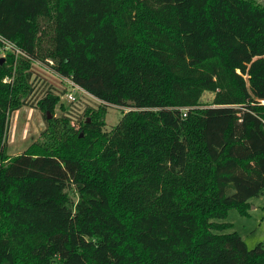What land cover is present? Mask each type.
Listing matches in <instances>:
<instances>
[{
	"label": "trees",
	"instance_id": "obj_1",
	"mask_svg": "<svg viewBox=\"0 0 264 264\" xmlns=\"http://www.w3.org/2000/svg\"><path fill=\"white\" fill-rule=\"evenodd\" d=\"M0 37L24 54L0 62V264H264L261 244L214 233L264 188L263 7L0 0ZM47 58L101 102L78 124L47 118L64 89L29 100ZM110 105L127 111L107 132ZM23 106L44 129L10 156Z\"/></svg>",
	"mask_w": 264,
	"mask_h": 264
},
{
	"label": "rangeland",
	"instance_id": "obj_2",
	"mask_svg": "<svg viewBox=\"0 0 264 264\" xmlns=\"http://www.w3.org/2000/svg\"><path fill=\"white\" fill-rule=\"evenodd\" d=\"M254 5L264 8V0H249ZM4 52L0 53V59L3 60ZM47 65H52V61L48 58L45 61L31 62L30 68L31 87L34 86V93L30 101L33 104L42 96V92L53 88L55 92H60L64 85L60 83L49 72ZM4 81H7L5 78ZM63 95L55 106L51 118H60L67 116L73 124L83 121L86 117L87 108L96 109L101 103H98L93 97L79 94L75 103H68L63 99ZM212 98V94L204 93L201 97L202 104H208ZM127 111L126 108L108 106L104 117V130L110 131L121 119L122 112ZM44 129V120L40 111L31 106H23L19 110L13 112L10 116L8 132H7V153L14 156L22 153L32 142L36 141L40 132ZM82 136V133H80ZM75 199V196H73ZM244 209L236 207L229 208L223 220H215L216 222L227 223L226 228L221 232L214 231L216 234L236 233L245 243L248 249H252L257 244L264 247V188L257 196L248 199ZM6 231V225L0 224V233ZM41 241L40 238H33V244ZM16 264H27L21 256H17Z\"/></svg>",
	"mask_w": 264,
	"mask_h": 264
},
{
	"label": "built area",
	"instance_id": "obj_3",
	"mask_svg": "<svg viewBox=\"0 0 264 264\" xmlns=\"http://www.w3.org/2000/svg\"><path fill=\"white\" fill-rule=\"evenodd\" d=\"M0 44L2 45V52H10L14 55H22L24 54L17 48L15 45L7 40H4L2 37H0ZM37 62V61H35ZM51 66V65H50ZM50 66L47 65L48 72L55 77L60 83L64 85V94L63 99H65L68 103H75L79 94H83L85 96L93 97L89 93H87L84 89L76 85L73 80L70 77L63 76L56 72L54 69H52ZM63 89V88H62ZM94 98V97H93ZM98 101V103H101L98 99L94 98ZM185 114L183 113V116Z\"/></svg>",
	"mask_w": 264,
	"mask_h": 264
},
{
	"label": "water",
	"instance_id": "obj_4",
	"mask_svg": "<svg viewBox=\"0 0 264 264\" xmlns=\"http://www.w3.org/2000/svg\"><path fill=\"white\" fill-rule=\"evenodd\" d=\"M1 61H2V59H0V62H1ZM47 118H48V119H50V118H51V116L48 114V115H47Z\"/></svg>",
	"mask_w": 264,
	"mask_h": 264
}]
</instances>
